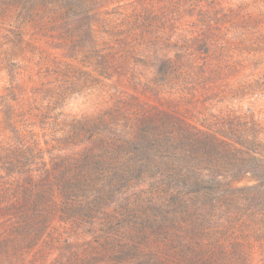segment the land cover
Masks as SVG:
<instances>
[{
	"label": "rangeland",
	"instance_id": "obj_1",
	"mask_svg": "<svg viewBox=\"0 0 264 264\" xmlns=\"http://www.w3.org/2000/svg\"><path fill=\"white\" fill-rule=\"evenodd\" d=\"M240 147L264 0H0V264H264V168L196 166Z\"/></svg>",
	"mask_w": 264,
	"mask_h": 264
},
{
	"label": "trees",
	"instance_id": "obj_2",
	"mask_svg": "<svg viewBox=\"0 0 264 264\" xmlns=\"http://www.w3.org/2000/svg\"><path fill=\"white\" fill-rule=\"evenodd\" d=\"M209 94L211 92L207 91ZM224 146H228L229 143L227 142H222ZM256 145V144H255ZM254 145V146H255ZM237 149V147H236ZM241 150L240 152L242 155L237 156V153L235 152L230 153L225 151L223 154H214V153H207L206 155H200L198 157V160L196 162L197 168H199L201 171L208 172V173H215L218 172V169L221 167H224V160L227 159L229 160L232 166H236V163H240L237 168L234 170L235 173H240L242 172V175L244 173L250 174V171L247 170H253V171H258L259 169L264 168V153H259V152H246L242 151V148L240 147ZM238 158V159H237ZM200 181L203 182V179L206 180V173L205 176L200 178ZM237 180V179H236Z\"/></svg>",
	"mask_w": 264,
	"mask_h": 264
}]
</instances>
